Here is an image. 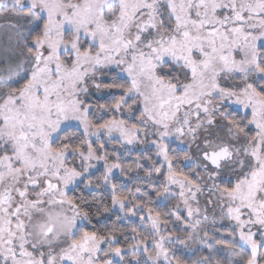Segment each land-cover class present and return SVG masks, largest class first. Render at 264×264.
<instances>
[{
	"label": "snow or ice",
	"instance_id": "obj_1",
	"mask_svg": "<svg viewBox=\"0 0 264 264\" xmlns=\"http://www.w3.org/2000/svg\"><path fill=\"white\" fill-rule=\"evenodd\" d=\"M0 21V264H264V0H0Z\"/></svg>",
	"mask_w": 264,
	"mask_h": 264
},
{
	"label": "trees",
	"instance_id": "obj_2",
	"mask_svg": "<svg viewBox=\"0 0 264 264\" xmlns=\"http://www.w3.org/2000/svg\"><path fill=\"white\" fill-rule=\"evenodd\" d=\"M2 23V22H0ZM94 99H99V102L101 103H104V102H107V101H110L111 100V97L104 94V96H100V97H94ZM101 115V113H97V115ZM105 118H107V116L105 115ZM77 131L76 128H70L69 129V132H75ZM119 147V146H117ZM171 147L176 149L177 152H180V154L182 155L183 152H182V149L186 150L185 147L183 146H178L177 143H171ZM139 154V151H137L136 153H134V155H138ZM147 154V153H146ZM153 154H154V150H153ZM135 158H132L129 159V160H126L124 159V163L127 165V164H130L132 163V161L134 160ZM183 167V165H181ZM185 171H187V169L185 168L184 169ZM96 175H99V172L96 173ZM132 177H135L136 176V173H131L130 174ZM94 178V177H93ZM138 183H140L142 186H144V178H143V173L140 174V180L137 181ZM128 187H132V184H128L127 185ZM82 187V186H81ZM85 195H88L87 192L84 193ZM99 194V193H97ZM156 199V203L153 205L154 207H156L157 209H162V206L160 205V202H159V199L160 198H155ZM201 206L203 207L204 206V202L201 201ZM211 211V209H209ZM212 212V211H211ZM121 216L123 215L122 213L120 214ZM112 219L114 220L115 219V216L112 217ZM135 221V219H134ZM187 222V221H186ZM136 224H138L139 222L138 221H135ZM99 226V225H98ZM123 227L125 228H129L132 226V224L128 223V222H122V225ZM219 225H216L215 227H213L212 225H210L209 227V232L210 234H216L217 235V238H228L227 235H226V228H221L219 233H217L215 231L216 228H218ZM176 228V227H175ZM186 237L185 235H183L182 239L185 240V243H183V245L181 244V240L179 242L176 243V249L173 250L175 252L176 255L178 256H181L182 258L184 259H187L189 261H193V259L191 260L188 256H189V253H195L197 252V249L199 248V244H191L189 243L187 240H186ZM121 239V243H123V239L122 237L120 238ZM185 244H188L189 247H185ZM173 245V244H172ZM219 247V246H217ZM203 249H206V247H204ZM205 254H207L205 252ZM199 256V253L197 254ZM198 259V258H197ZM197 259H194V260H197ZM132 260V252L130 251V249H126V252H125V257H124V262L123 264H128V261H131Z\"/></svg>",
	"mask_w": 264,
	"mask_h": 264
},
{
	"label": "rangeland",
	"instance_id": "obj_3",
	"mask_svg": "<svg viewBox=\"0 0 264 264\" xmlns=\"http://www.w3.org/2000/svg\"><path fill=\"white\" fill-rule=\"evenodd\" d=\"M0 22H3V21H0ZM104 94H105V93H97L96 97H97V96H98V97H100V96H104ZM99 115H100V114H99ZM99 115H98V116H99ZM172 143H177V144H178V142H175V141H173ZM117 146H119V145H117ZM117 146H116V147H117ZM181 146H183V145H181ZM119 147H120V146H119ZM119 147H117V148H119ZM141 147H143V146H142V145L125 146V148H126V149H130V151H125L124 149H121L123 159H125V161H126V160L131 159V157H132V158H135L137 155H134V153H136L137 151H139ZM183 147H185V146H183ZM117 175H119L118 172H117ZM159 202H160V205L162 206V208H164L165 203H168V201H166V200L164 199V197H160ZM201 207H202V206H201ZM202 208H203V207H202ZM217 211H218V210H217ZM185 215H186V213H185ZM208 215H209V219L211 220L214 214L209 210ZM200 218L202 219L203 217L201 216ZM134 219H135V218H133V220H134ZM186 223H187V222L185 221L184 223H178V224H175V225L170 224V225H169V228H170L171 230H173V231H177V230H179V231L181 232V236L183 237V235H184L183 232H184V228H185V224H186ZM223 223H224L225 225H227L229 222H228V221H224ZM210 225H211V224H209V225L207 226L208 229H209ZM217 225H219V224H217ZM175 227H176V228H175ZM186 240H187L189 243L193 244L192 241L188 240L187 237H186ZM179 241H180V240H176V242H175L173 245H171V249H172V251L176 249V243L179 242ZM183 243H185V240H183V242H181L182 245H183ZM196 245H197V244H196ZM204 247H207V245H206V244H199V248H204ZM130 251H131V249H130ZM198 253H199L198 251L195 252V253H189V256H188V257H189L191 260L193 259V261H195L194 259H197V258H198V255H197ZM117 259H119V258H117Z\"/></svg>",
	"mask_w": 264,
	"mask_h": 264
},
{
	"label": "flooded vegetation",
	"instance_id": "obj_4",
	"mask_svg": "<svg viewBox=\"0 0 264 264\" xmlns=\"http://www.w3.org/2000/svg\"><path fill=\"white\" fill-rule=\"evenodd\" d=\"M204 200H205V197H200V203H201V201L204 202ZM226 230H227V229H226ZM226 235H227V231H226Z\"/></svg>",
	"mask_w": 264,
	"mask_h": 264
}]
</instances>
